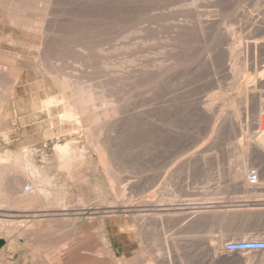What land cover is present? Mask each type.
<instances>
[{"label":"rangeland","instance_id":"1","mask_svg":"<svg viewBox=\"0 0 264 264\" xmlns=\"http://www.w3.org/2000/svg\"><path fill=\"white\" fill-rule=\"evenodd\" d=\"M48 1V38L41 46L38 35L31 34L26 38L25 32L6 22L7 14L0 0V95L4 93V76L10 73L11 65L21 72L14 96L6 98L2 104L0 135L9 131L10 138L4 140L0 136V153L21 155L19 150L29 148L21 155L20 162L37 165L39 173L33 174L37 182L43 176H49L52 183L51 204L19 207L17 202L21 192L13 189L10 177L7 178L2 198L5 212L0 214V237L22 238L23 253L30 249L44 260V264H164L162 259L167 253L171 264H264L260 261L264 251L261 254L260 251L213 254L206 253L196 244L201 238L213 236L224 240V249L228 241L264 238V148L248 159L247 168L259 167L260 171L258 169L257 181L245 190L231 178V172L240 165H237V154L233 155L229 149L236 143L240 147L253 146L261 130L264 79L257 77L264 73V0ZM28 13L37 14L38 10ZM199 23L201 28L197 27ZM184 28L189 33L187 38L181 37V44L184 42L186 49V53H182L186 63L181 68L180 85L183 100L190 103L183 101L181 96L183 103L178 105L179 112L176 110V115L170 117L173 118L171 127L177 128L175 136L178 137L169 139L161 129L165 128V123H172L170 118L166 120L159 112H154L156 109L153 111V107H148L159 97L157 92L160 91L153 88L156 85L148 87L132 83L129 81L132 64L126 63L132 67L124 64L121 68L122 71L128 68L125 76L117 64L129 61L133 56L145 59L158 55L162 42ZM136 29L144 30L138 33L139 38L134 34ZM145 33L158 39L154 38L155 47L153 40L148 45L143 43ZM137 39H142L138 40L141 45L133 54L128 46ZM233 39L235 46L231 55L229 48ZM146 52L150 54L146 56ZM142 54L145 55L141 57ZM254 59L260 65L256 70L249 66ZM104 65L107 69H102ZM56 69L93 89L99 90L98 85L108 82L110 93L106 98L122 99V110L128 116L124 114V121L127 122L111 131L110 135L113 133L115 137H111L110 145L117 162L122 165L119 175L127 174L130 181L125 191H115V194L110 189L105 174L96 167L93 147L83 129L71 134V126L57 124L56 115L62 105L53 107L49 114L41 106L47 95L57 92L51 85L49 73ZM149 88L155 91L152 93ZM184 102L187 105L184 106ZM137 103L142 104L141 107ZM206 103L211 105L206 106ZM233 104L238 108L237 117L232 124L227 120L228 123H223L222 120L230 116ZM143 105L148 107L144 114L140 113L146 108ZM126 106L134 113L131 114L133 111ZM150 115L155 119L151 120ZM161 120H165L164 126L160 124ZM65 142H71L78 149L72 151L74 160L81 156L93 159L91 164L85 159L84 166L79 167V180L74 178V182L81 183L79 188L59 186L70 181L56 175L57 158L53 147ZM174 145L179 156L175 159L177 163L174 162L176 170L170 175L167 168L173 158H169L172 157L169 146ZM167 183L168 188L165 187ZM64 203L69 209L59 211ZM108 204L115 206L112 213H106ZM195 210L206 219L197 227L184 226L183 219L188 218L189 211ZM53 226L55 230H52ZM18 229L22 231L17 232ZM27 233L31 235L28 237Z\"/></svg>","mask_w":264,"mask_h":264},{"label":"bare ground","instance_id":"2","mask_svg":"<svg viewBox=\"0 0 264 264\" xmlns=\"http://www.w3.org/2000/svg\"><path fill=\"white\" fill-rule=\"evenodd\" d=\"M2 1L3 2L1 4V6H2V8H4V11L7 14V17H5L6 22H8L9 24H11L14 28L20 29L23 32H25V34L27 35L26 38L29 35H31V34L38 35L39 40H40V43H41L40 45L41 46L45 45L46 42H47V38H48V33H47V28H46L48 25H47V17L46 16L48 14V8H49V5H50L49 4L50 2L48 0H2ZM43 3H44V5L42 6ZM31 10H35V11L38 10V13L37 14H29L28 11H31ZM196 20H198V19H196ZM136 24H137V21H136ZM141 24H145V23L142 22ZM199 25L201 26V24L199 23L197 25V27H200ZM180 27H182V26H180ZM133 28H134V26H133ZM147 28H149V27L147 26ZM191 28H192V26H191ZM191 28H190V32H191ZM179 29H181V28H179ZM182 29H183V27H182ZM202 29H200V30H202ZM129 31L132 32L131 29H129ZM142 31H144V30L143 29H136V30H134V34L135 33L137 34V38H139L138 37V33L139 32H142ZM147 31H148V29H147ZM150 31H148V32H150ZM131 32H129V33H131ZM174 32H176V30L173 31V33ZM146 33H145V36H143V40H144L143 43H146L147 44V43L152 42V40H153V44H154L155 43L154 42V38L155 37L154 38H152V36L149 37V36L146 35ZM188 33L189 32L188 31H185V28H184V31H180V32L175 33V36L174 35L171 36V37L168 36L169 38L166 39V40H164L162 42L163 45L161 46V50H159L158 55H156L155 54V51H154V54L156 55V56L153 55L154 57H151L152 55H150L151 58L144 57L145 59H142L143 58L142 56L145 55V54H142L141 55L142 58H138L139 60L140 59H142V60L139 63H136L135 60H138V59H135V58H133L134 56L133 57L131 56L132 57L131 60L129 58V61H122V62H118V64H117V66L120 67V71L122 72V74L124 73V76L128 73L127 72L125 74V71H128V70H126L127 67L125 68V71L123 70L124 72L121 70V68L123 69L124 64H126V63H128V64L131 63L132 64L133 68H131V71L132 72H130V75H131L130 78H131V80H129L130 78L128 79L129 76L128 77L126 76V78L129 81H131L132 83H138V84L141 83V85L144 84L145 86H148V87L149 86H155L156 85L153 88H158L157 90L160 91V92H157L156 91L157 94L160 93L159 95L156 94L157 96H159L158 97L159 98L158 102L156 103V100L158 98L154 94H153L154 98L155 97L157 98V99L155 98L156 99L155 102L152 103L153 101L152 100H149L151 98V96H152L151 93H150V91H152V93H153V91H155V90L150 89V88H149L150 91H148L150 93V98L149 97H147V98H148L149 101H152V102H150V103H152L151 106H150V104L149 105L147 104V102H149V101L146 98H145L146 100L145 99L144 100L147 101L146 104L148 105L149 108H152L153 107L152 110L153 109H156L157 111L156 110L155 111L153 110V111L156 114H157V112H159L166 120L169 119L171 116L176 115V110L178 111V105H179V103H183V102H180L181 101V96H182L181 94L183 93V92H181V89H183V87L180 85L181 84L180 83V80H181L180 78H181V68L186 63V58L183 56V54L186 53V49H185L184 44H183L184 42H182V44H181V37L182 36L183 37L186 36V38H187L188 37L187 36ZM134 34H133V36H134ZM140 34L142 35L143 33H140ZM191 34L193 35V32H191ZM36 38H37V36H36ZM134 38H135V36H134ZM134 38H132V39H134ZM184 38H183V40H184ZM138 40H141L142 41V39H137V40H134L131 44H129L128 42L125 43V44H129L128 47L133 52V54L135 53V50L137 49L138 45L139 44L141 45V41H138ZM149 40H151V41H149ZM157 40L158 39H156V41ZM232 41L233 42L231 43L230 48H229L230 49L229 54L232 53L231 50L232 49L234 50V46H235V40L233 39ZM153 44H151V45L153 46ZM185 44H186V42H185ZM145 45H143V46H145ZM149 46H150V44H149ZM155 46L156 45L154 44L153 47H155ZM254 46H255V44H254ZM121 47H123V45ZM124 48H125V46L122 49H124ZM140 48H142V47H140ZM118 49H119V46H118ZM149 49H151V48H149ZM138 50H140V49H138ZM142 50H143V48H142ZM142 50H141V53H143ZM145 50H146V48H145ZM153 50H154V48H153ZM153 50H152V53H153ZM120 51H121V49H120ZM156 52H157V50H156ZM183 52H185V53H183ZM233 52L235 53V51H233ZM147 53H149V52H146V56H147ZM138 54H139V52H138ZM187 54H189V53L187 52ZM136 56H139V55H136ZM38 58L40 59V56ZM126 58L128 59V57H126ZM106 66L104 65V67L102 69H105V68L107 69ZM126 66H128V65L126 64ZM132 66H128V67H132ZM249 66L250 67H253L254 70H256L257 68H259L260 65H259V62H257L254 59L253 62H250L249 63ZM49 73H51L50 74L51 75V77H50L51 85L54 88H56L57 92L47 95L46 98L42 100V105L41 106L46 111V114H49L50 113V110L53 107H55V106L58 107V106L62 105L61 110L60 111L58 110L59 112L56 115L57 124H61V125L66 124V125L71 126V129H70V132H69L71 134L75 133V131H77L79 128H81V130L83 129V131L85 132L86 136L89 138V141H90L91 146L93 147V151H94V154H95V156H94L95 157V161L94 162L97 163L96 164V167L99 166L101 168L102 173L105 174L106 180L108 182V185H109L110 189L113 192L117 191V193L119 191L121 192V190L122 191H125V189H127V187L130 186V181H128L129 179H128V175L127 174H126L127 176L126 175H123V174L119 175L120 174V171L122 170V169H120L121 168L120 166H122V165H121V163L119 165V163L117 162L116 157L114 156V154H115L114 148H113L112 144L110 145L111 137L113 136V133H112V136L110 135L111 134V131L113 132L115 130V128H116L117 125H118V127H120L119 125L123 124V122L124 123L127 122V121L126 122L124 121L126 119V118H124V114L126 112L124 113V110H122V104H121L122 99L119 98V97H115V96H114L115 98L113 96H112L113 98H110V99L106 98V96L108 95L107 93L110 91V89L108 88V82H104V83L98 85L97 87H99L100 89L97 90V89H93L92 86H90V85H82L81 84V81L78 78H75V77L70 78V76H68L67 74L65 75V73H63L62 71H60L58 69L51 70V71H49ZM20 75H21V72L19 73V71L17 70L16 66L15 65H11V71H10V73L5 74V76H4V81H5V85H4L5 87L4 88H5V90H4L3 95H0V123H2L1 122V120H2V110H1L2 109V104L6 100V98H10V97L14 96L15 87H16V85L19 82ZM118 75H119V79H121L120 78V74H118ZM231 76L233 77L232 80L235 81L236 80L235 79V75L232 74ZM121 77H123V75H121ZM116 78H118V77H116ZM116 78L114 80H116ZM257 78L260 79V80L261 79H264V73H262V74L260 73V75ZM118 82L119 81L117 80V83ZM235 84H236V82H235ZM144 85H143V87H144ZM131 87H133V85H131ZM145 93H146V90H145L144 94ZM186 93H188V89H187V92ZM146 95H145V97H146ZM183 95L185 96V93ZM186 95L189 98V95L188 94H186ZM148 96H149V94H148ZM187 96H186V98H187ZM182 100H183V96H182ZM126 101H128V100H126ZM183 101H185V102L187 101V103H188V100H183ZM260 101L263 103V101L261 99H260ZM124 102L125 101H123V103ZM185 102H184V106L187 105V103L185 104ZM241 102H239L238 104H240ZM189 103H190V101H189ZM262 103H260V104H262ZM132 105H130V106H132ZM141 105H139V107H141ZM145 105H143V106H145ZM210 105H211L210 103H206V106H210ZM130 106L129 107L126 106V107L127 108H130ZM137 107L138 106H136V108ZM148 107L145 108L146 110L145 109L140 110L141 111L140 113L144 114V113L148 112V110H147ZM130 110L133 111V109H131V108H130ZM137 111H139V109ZM133 113H134V111L131 112V114H133ZM155 113H154V115L156 116ZM138 115H139V117L141 116V114H138ZM237 115H238V108H237V106L235 104H233L232 107H231L230 116L227 119L225 118V120H222V122L223 123H226L227 121H229L232 124V121L237 117ZM262 115L263 116H262V120H261V123H260L261 124V130H260V133L258 134V136L255 137V144H253V146H250L248 144H245V146L240 147V145L238 143H236V144H233L231 146V148H229V149H231L230 151L232 153H234L233 155L237 154V158H238V162H239V164H237V165H240L239 168L234 169L231 172V178L234 181L236 180V182L239 185V187L241 189H244V190L245 189H249L251 187V185L253 184L252 182H250L249 180H247V170H248V168H247V162H248V159L254 157V154L257 152V150H261V149L264 148V114L262 113ZM131 117H132V115H131ZM146 117H148V115ZM151 117L152 116L150 115V118ZM159 117L160 116H158V119H159ZM179 117H178V119H179ZM143 118L145 119L144 116H143ZM154 119L151 118V120H154ZM171 119H173V118H170L169 120H171ZM178 119H176L177 122H178ZM163 121L165 122V120H163ZM162 122L160 124H162V126L165 125L164 126L165 128L162 127L161 130L164 129L167 138H169V139L171 138L172 139L173 137H175V138L178 137V136H175L177 134V133L175 134V130L177 128L174 129L173 127H171V124L173 125L172 120H171L172 123H169V124L168 123H165L164 124V122L163 123ZM175 124H176V122L174 123V125ZM153 125H155V124H153ZM121 130H117V131H121ZM9 134H10L9 131H3V132H1V135L0 136L4 140H9V138H10ZM116 134H114V135H116ZM113 137H115V136H113ZM174 140L176 141V139H174ZM114 141H116V140H114ZM169 147H170V150L169 151L172 152V157L170 156L169 158H173V159H172V162H171V165L172 166L169 164L170 167L167 168V173H169L170 175H173L174 172H175V170H176L175 168L177 167L174 162L177 161L175 159L179 156V153L177 152L176 145L169 146ZM28 149L29 148H25L24 147L21 151L19 150V152H22L23 154H21V155H24L28 151ZM53 150H54V154H55V156L57 158V167H56L57 173H56V175L58 174V175L64 176L68 181H70L69 183H62L59 186L65 187V188H68V189L79 188L80 186H82L81 183L76 182V181L74 182V178H76V179L79 178L78 173H79V171H81V170H79V167L82 166V163H84L83 161L86 159L85 158L86 156H81L77 160H74V158L72 156V151L73 150H77L78 151V149H76L71 144V142H65L64 144L56 143L54 145V147H53ZM6 153L7 152H5V154H3V153L1 154L0 153V214H2V213L5 212V211H3V208H2V207H4V206H2L3 205V203H2L3 199L2 198H3V194H4L3 193L4 192V189H5L4 187L6 186V185L4 186V184L7 182V178L8 177H10L8 179H10L11 180L10 182L13 184V186H11V187H13V189L19 190L21 192V196H19L21 198L17 202L19 204V207L20 206L21 207H27V206H33V205H39V204H43V205L44 204L45 205L51 204L52 202L49 199L50 198L49 197V193H50V190H51L52 183H51V179H48L49 176L46 177V176H43L42 175L43 176V179L40 182H37L36 181L37 179L35 180L34 177H33V174L34 173H39L38 169H36V166L37 165H35V166L34 165H31V164H29V162L28 163H25V162L24 163H21L20 162V159H23V158H21L20 153L19 154H16V152H15V153H12L11 155H8ZM167 153H168V151H167ZM80 155H81V152H80ZM11 157H12V159H11ZM90 157H87V159H86L87 161L85 160V162L88 163V164H91V162L93 160ZM187 159L185 158L186 161H187ZM190 159L191 158L189 157L188 163H189ZM168 163H170V162H168ZM88 167H90V165H88ZM41 168H42V166H41ZM258 169H259V167H258ZM259 171H260V169H259ZM18 172H20L21 174L19 175ZM170 177H172V176H170ZM54 180H56V179H54ZM81 180H83V179H81ZM8 182H9V180H8ZM56 182H57V180H56ZM152 185H153V183H152ZM8 186L10 187V184ZM167 186H168V183H167V185L165 187H167ZM7 187H6V189H7ZM13 189L11 188L10 190L13 191ZM16 192H18V191H16ZM117 193L115 192V194H117ZM124 195L122 194V196H124ZM148 199H147V201L150 200V199L149 200ZM138 201H139V199H138ZM141 201H142V199H141ZM61 206L62 207H61V209H59V211H65V210H68L69 209L68 208L69 206H68L67 203L62 204ZM8 208H9V206H8ZM114 208H115L114 205L108 204L107 207H106V209H108V210L107 211L105 210V211H106V213H112L113 212L112 210ZM4 209L6 210V207ZM168 212H170V211H168ZM189 212H188V218L187 217L186 218L184 217L185 219H183V220H185V222L183 221L184 224H185V225L183 224L184 226L187 225V226H190V227H195V226L197 227L200 223H202L203 219L204 220L206 219L205 218L206 216L204 214H202L200 211L195 210L192 213H189ZM180 214H182V213H180ZM172 216H174V214ZM7 221H9V219ZM10 222H11V220H10ZM161 223H163V222H161ZM21 225H23L22 222H21ZM36 225H38V224L36 223ZM43 225H45V224H43ZM204 225H206V224H204ZM54 227L55 226H53L52 230L53 229L55 230ZM146 227H145V229H146ZM2 228H4V227H2ZM9 229H11V228H9ZM140 230H142V228ZM6 231H7V229H6ZM18 231H19V229L17 230V232ZM21 231H19V232H21ZM9 232H10V230H9ZM22 234L25 235V233H22ZM40 234L41 233H39V235ZM30 235L31 234L29 233L28 234V237ZM193 235H195V234H193ZM32 236H34V235H32ZM19 237H20V233H19ZM23 237H25V236H23ZM200 238H198V239H200ZM223 242H224L223 239L213 238V236L212 237L211 236H206V237L201 238L200 240H198V242L196 244L200 247V249H203L206 253H211L212 252L213 254L214 253L215 254L216 253L218 254V253H222L224 251V249H223ZM253 252H257V251H253ZM262 252L263 251H260V254ZM254 258L255 257L253 256V259ZM256 259H258V258H256ZM260 261H262V262L264 261V252H263L262 256H260ZM162 263H164V264H171V258H170V255L168 253L164 257V259H162Z\"/></svg>","mask_w":264,"mask_h":264},{"label":"crops","instance_id":"3","mask_svg":"<svg viewBox=\"0 0 264 264\" xmlns=\"http://www.w3.org/2000/svg\"><path fill=\"white\" fill-rule=\"evenodd\" d=\"M21 239L0 237V264H44V260L30 249L23 253Z\"/></svg>","mask_w":264,"mask_h":264},{"label":"built area","instance_id":"4","mask_svg":"<svg viewBox=\"0 0 264 264\" xmlns=\"http://www.w3.org/2000/svg\"><path fill=\"white\" fill-rule=\"evenodd\" d=\"M258 169L247 170V180L253 184L257 181ZM224 251L232 253H244L253 251H264V238H247L246 240H232L225 244Z\"/></svg>","mask_w":264,"mask_h":264}]
</instances>
